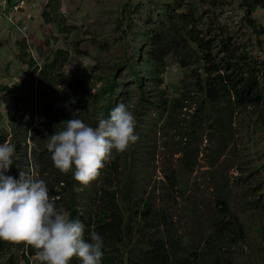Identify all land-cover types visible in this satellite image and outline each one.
<instances>
[{
  "label": "rangeland",
  "instance_id": "rangeland-1",
  "mask_svg": "<svg viewBox=\"0 0 264 264\" xmlns=\"http://www.w3.org/2000/svg\"><path fill=\"white\" fill-rule=\"evenodd\" d=\"M11 1L12 5L19 2ZM242 1L177 0L180 7L174 13H183L193 25L197 24L203 39L216 40L215 57L219 58L220 42L224 40L240 54L251 56L255 65L264 60V11L257 9L253 14L260 26L256 31L249 26ZM28 2L30 6L17 15V19L23 16L17 27L0 7V87L21 82L30 70L27 63L31 57L36 56L44 64L46 57L54 58L58 50H64L69 56L60 67L58 87L64 98L60 108H68L86 124H98L97 118L104 116L108 100L91 103L86 94L75 95L69 83L81 82L96 95L114 80L112 106L124 104L136 119L138 141L127 152L114 153L97 181L88 187L75 184L79 216L92 215V224L104 214L111 216V209L103 202L106 192L118 194L116 204L122 214L132 211L136 217L129 235L121 233L122 239L129 237L128 247L115 240L118 232L102 238V264H136L134 247L142 245L145 248L139 262L146 264L148 243L157 237L168 243V233L180 243L184 257L189 253L198 255L189 264H264V105L235 110L231 125L227 116L223 117V127H218L216 114L205 101L199 66L185 69L175 55L166 60L161 90L168 107L174 99L190 97L185 103L188 108L174 112L164 109L155 90L147 88L143 96L130 71V66H136L139 51H146L141 43L146 24L163 20L162 7L173 0ZM23 45L28 47L30 57H22ZM15 114L8 93L0 90V135L5 130L10 132L8 141L12 140L11 118ZM198 119L200 126L191 127ZM47 142V138L28 139L17 156L26 161V171L46 182L51 196L62 194L56 206L67 212L65 190L53 189L65 174L50 167L51 153L45 158L49 166L40 159ZM187 151L195 158L191 167L185 164ZM129 186L133 188L130 208L124 200ZM222 199L228 201L227 210L220 204ZM143 202L152 211L150 227L144 224L147 205ZM92 224L84 233L89 242ZM235 224L244 226L245 242L237 237ZM24 251L27 255L28 249ZM22 252L17 251V257H23ZM74 259L72 264H82ZM31 261L41 264L36 256Z\"/></svg>",
  "mask_w": 264,
  "mask_h": 264
},
{
  "label": "trees",
  "instance_id": "trees-1",
  "mask_svg": "<svg viewBox=\"0 0 264 264\" xmlns=\"http://www.w3.org/2000/svg\"><path fill=\"white\" fill-rule=\"evenodd\" d=\"M242 8L245 10L249 26L258 30L260 26L253 19V14L257 9L264 11V0H243ZM158 8L157 4H155ZM177 0L173 3H165L162 7L163 20L150 21L146 24L145 39L141 43L146 47L145 52L139 51L138 58H135L136 66H130V71L135 77V84L145 96V91L155 90L161 98L164 109L168 107V101L165 92L161 90L164 86L163 76L166 70V60L175 55L181 61V65L185 69H191L199 66L202 71L201 87L205 94V101L208 103L213 114H216L215 124L223 127L225 118L229 116V126L231 125L232 115L235 110L257 108L264 105V62L259 64L252 63L251 56L243 52L240 54L239 49L230 46L229 42L221 40L219 49V58L214 56V48H218L215 39H203L201 33L197 30V24L193 25L191 20H187L183 13L175 14L174 11L179 8ZM160 9L157 14L160 15ZM124 14V12H123ZM45 15L49 16L47 13ZM49 22V17H48ZM151 20V19H150ZM262 30V28L260 29ZM264 32V30H263ZM173 36V37H172ZM22 57H30L28 47L23 45ZM43 52V49H40ZM68 52L58 50L54 58L48 59L41 64L35 57H31L29 64L30 70L21 82L10 87L9 85L0 87L1 91L8 93L9 98L14 103L16 114L11 118L13 127L12 140L8 141L10 132L5 130L0 135V144L10 142L15 146V157L11 167V175L19 179L21 171L25 170L26 161L17 156L22 152L23 143L29 140L48 139V136L54 132L65 130L66 121L69 119H78L76 115L68 108H60L59 104L64 99L59 86L60 67L68 59ZM44 57V56H43ZM41 64V65H40ZM85 84L72 80L69 88L75 95H84L91 103L97 101L108 100L109 105L106 106L104 118H109L111 111L114 109L112 100L115 88V82L110 81L98 91L96 95H92L85 89ZM190 97L182 99H174L169 103L170 111L176 109H186ZM69 100V98H67ZM200 120L193 121V128L199 127ZM18 124V129H17ZM96 127L98 124H88ZM191 135V134H190ZM40 143V142H39ZM49 151L46 149L41 152L40 159L45 166H49L46 157H49ZM193 153L187 151L185 153L186 167L192 166L195 160ZM52 162V160H51ZM28 164V162H27ZM50 167L55 168L53 163ZM10 171L6 175L10 174ZM30 173V172H29ZM76 180H72V173L65 174L59 183L53 189H63L66 194L67 212L69 217L85 223V228L90 229L92 224V215L86 214L80 217L77 208ZM62 185V186H60ZM132 186L127 187L126 201L128 207L132 199ZM62 196V194H56ZM106 198L103 202L111 209V216L106 214L100 216L98 220L93 222V231L99 236L108 237L109 234L115 235V240H119L128 247L129 237L122 239L123 232L129 235V229L134 226L135 219L132 211L128 214L120 212L117 202L116 192H106ZM65 200V199H64ZM142 203V202H141ZM222 207L229 208L228 201L220 200ZM146 206L145 227L152 224V211L150 205L143 202ZM116 210V213H112ZM87 216V217H86ZM237 237L242 241L246 238L244 226L235 224ZM121 231V232H120ZM169 242L163 239L154 238L148 243L147 254L145 255L146 264H189L193 259L197 260L196 253H189L183 256L180 243L175 240L171 233H168ZM114 240V238H110ZM125 240V241H123ZM244 241V240H243ZM245 242V241H244ZM142 245V244H140ZM28 249L27 255L25 249ZM145 246H135L134 252L139 262V257L143 255ZM23 251V257H17L16 252ZM35 250L31 247H25L24 244H10L6 241H0V264H32V258L35 257ZM132 256V255H131ZM76 262L75 259L70 262Z\"/></svg>",
  "mask_w": 264,
  "mask_h": 264
},
{
  "label": "clouds",
  "instance_id": "clouds-1",
  "mask_svg": "<svg viewBox=\"0 0 264 264\" xmlns=\"http://www.w3.org/2000/svg\"><path fill=\"white\" fill-rule=\"evenodd\" d=\"M98 126L81 119L66 121L65 130L48 136L47 150L60 173H72L83 187L97 181L115 154L127 152L139 139L136 119L124 104L117 105L109 118L98 116ZM15 146L0 144V241L24 244L35 250L41 264H102L103 239L96 232L84 237L85 225L70 219L56 206L43 179L21 171L19 179L6 175L13 165Z\"/></svg>",
  "mask_w": 264,
  "mask_h": 264
},
{
  "label": "built area",
  "instance_id": "built-area-1",
  "mask_svg": "<svg viewBox=\"0 0 264 264\" xmlns=\"http://www.w3.org/2000/svg\"><path fill=\"white\" fill-rule=\"evenodd\" d=\"M29 6L30 4L28 0H19V2L14 5H12L11 0H0V7L4 10V13H8L10 21L16 27L18 23L22 22V17H23L22 16L20 19H17V15L20 13L21 10L23 9L26 10ZM262 52H264V49L262 50ZM35 58L37 57L35 56ZM37 60H39V58H37Z\"/></svg>",
  "mask_w": 264,
  "mask_h": 264
}]
</instances>
